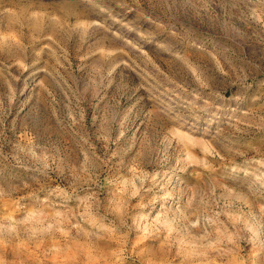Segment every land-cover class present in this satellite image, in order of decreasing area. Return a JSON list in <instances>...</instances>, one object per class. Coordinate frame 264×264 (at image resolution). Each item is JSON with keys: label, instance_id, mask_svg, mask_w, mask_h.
Segmentation results:
<instances>
[{"label": "rangeland", "instance_id": "obj_1", "mask_svg": "<svg viewBox=\"0 0 264 264\" xmlns=\"http://www.w3.org/2000/svg\"><path fill=\"white\" fill-rule=\"evenodd\" d=\"M0 264H264V0H0Z\"/></svg>", "mask_w": 264, "mask_h": 264}]
</instances>
